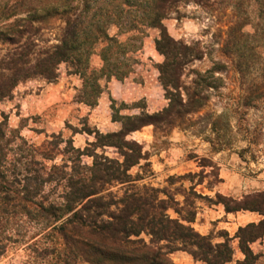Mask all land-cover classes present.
<instances>
[{"label":"rangeland","instance_id":"1","mask_svg":"<svg viewBox=\"0 0 264 264\" xmlns=\"http://www.w3.org/2000/svg\"><path fill=\"white\" fill-rule=\"evenodd\" d=\"M263 3L264 0L181 1L177 12L163 21L169 35L189 48L178 55L182 65L176 72L175 83L180 86L176 90L162 84L159 67L165 56L155 45L160 31L146 28L143 33L118 36L124 41L137 35L142 45L128 56L136 63L127 77L101 81L103 105L100 97L92 107L81 102L83 80L69 75L67 64L61 63L55 80L32 77L0 100V121L5 120L7 130H17L28 144L40 146L52 141L57 152L54 160L46 163L48 166L67 164L71 172L75 162L87 166L95 161L101 163L105 168L102 173L107 175L96 185H100L98 196L105 202L104 213L119 211L135 196L146 199L148 218L158 216V200L164 199L168 207L165 214L170 219L210 236L213 243L222 242L226 231L214 221L219 207L226 211L224 202L234 208L247 196L264 195V98L257 97L264 88ZM38 25L41 31L33 37L32 58L56 43L63 22L51 18ZM117 31L115 26L108 30L111 36ZM104 45H95L90 57L92 69L102 67L100 54ZM11 48L0 41V57ZM202 77L206 78L204 83L200 81ZM113 79L124 84L122 88L118 82L111 94ZM192 91L204 98L201 108L195 111L181 106L186 93ZM127 116L144 117L146 124L133 132L124 131L119 138L105 136L126 125L138 124L127 121ZM73 149L84 154L78 159ZM116 163L131 166L121 175L115 170ZM109 166L114 167L107 170ZM51 190L52 185H47L49 200L61 201L60 192ZM258 214L264 219V204L263 213ZM188 219L193 222L188 223ZM28 229L25 241L7 243L0 264H31L38 255L34 252L36 246L50 243L46 227L30 225ZM237 230L232 238L229 236L233 256L226 264H238L244 259ZM9 233L16 239L13 230ZM132 238L161 247L175 264H205L189 253L195 246L175 234L160 240L145 228ZM251 245L259 255L256 263H264V235Z\"/></svg>","mask_w":264,"mask_h":264},{"label":"trees","instance_id":"2","mask_svg":"<svg viewBox=\"0 0 264 264\" xmlns=\"http://www.w3.org/2000/svg\"><path fill=\"white\" fill-rule=\"evenodd\" d=\"M181 1L0 0V41L12 46L0 57V100L9 97L20 82L32 77L55 80L58 66L65 63L69 75H78L83 80L81 102L95 106L103 92L101 81L127 77L136 63L128 56L136 53L142 45L137 35L124 41L118 36L143 33L146 28L160 31L155 45L165 56V62L159 67L162 84L168 89H178L176 72L182 65L179 56H182L183 49L187 51L189 48L169 35L163 21L177 12ZM51 18L63 22L56 43L39 50L37 57L32 58L33 37L41 31L38 24ZM110 26L117 28L116 35H109ZM98 42L105 43L100 54L103 65L95 70L90 67V57ZM205 79L202 77L200 81L204 83ZM171 95L176 96L175 93ZM186 95L181 106L194 111L201 108L204 98L197 91ZM257 97L264 98V88ZM169 107L173 108L172 99ZM143 118L127 116V121L138 124L126 125L119 132L105 136L119 138L124 131L133 132L146 124ZM51 142L40 146L28 144L17 130H7L5 120L0 121V257L8 242L25 241L30 225H37L49 229L46 237L50 243L36 246L34 252L38 255L33 257L31 264H175L161 247L132 238L138 237L145 228L160 240L170 234L188 240L195 246L189 252L194 260L205 264L232 261L233 250L227 232H224L222 242L213 243L210 236L201 235L190 225L170 219L165 214L168 207L164 199L158 200L161 210L158 216L148 218L146 199L135 196L119 211L104 213L105 202L98 196L100 185L96 184L107 175L102 173L105 168L97 161L92 166L75 162L70 167L71 172L67 171V164L48 166L46 163L53 161L57 152V146ZM73 150L78 153V159L84 154L80 149ZM105 161L111 162L107 158ZM129 166L116 163L115 170L123 175ZM47 185H52V192L56 189L60 192L61 201L49 200L45 192ZM263 204L262 193L247 196L234 208L224 202L226 212L244 210L260 214L263 213ZM187 222L192 223L193 219ZM11 230L16 239L9 233ZM263 235L264 219L238 228L236 237L244 254L238 264H257L259 255L252 251L250 244Z\"/></svg>","mask_w":264,"mask_h":264},{"label":"crops","instance_id":"3","mask_svg":"<svg viewBox=\"0 0 264 264\" xmlns=\"http://www.w3.org/2000/svg\"><path fill=\"white\" fill-rule=\"evenodd\" d=\"M119 82L120 86H123V81H117L113 79L110 82V93L114 94V87L117 85ZM123 88V87H122ZM105 103V98L104 95L100 97V105H103ZM94 111L93 115L95 114ZM100 127V125H99ZM261 220V216L252 211H237V212H226L224 210H221L220 207L217 211V217L215 218V222L217 225L228 232L230 237L232 238L233 232H235L239 227L245 226L249 223H257ZM252 248V245H251Z\"/></svg>","mask_w":264,"mask_h":264}]
</instances>
